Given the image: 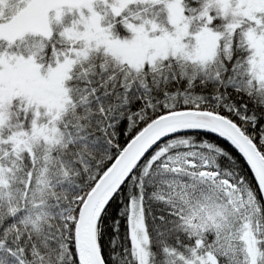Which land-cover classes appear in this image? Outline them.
Segmentation results:
<instances>
[{"label": "snow or ice", "instance_id": "snow-or-ice-1", "mask_svg": "<svg viewBox=\"0 0 264 264\" xmlns=\"http://www.w3.org/2000/svg\"><path fill=\"white\" fill-rule=\"evenodd\" d=\"M0 264H264V0H0Z\"/></svg>", "mask_w": 264, "mask_h": 264}]
</instances>
